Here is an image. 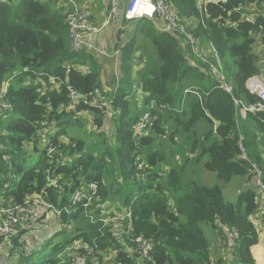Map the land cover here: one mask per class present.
Masks as SVG:
<instances>
[{
  "label": "trees",
  "instance_id": "1",
  "mask_svg": "<svg viewBox=\"0 0 264 264\" xmlns=\"http://www.w3.org/2000/svg\"><path fill=\"white\" fill-rule=\"evenodd\" d=\"M65 3L0 0V89L10 80L6 100L12 105L11 111L0 108V205L30 198L63 209L76 190L94 183L99 191L89 213L96 221L75 208L50 232L43 222L48 211L34 214L5 245L0 264H211L205 227L224 240L225 232L238 231L235 263L255 264L258 193L244 190L231 204L219 185H203L194 175L204 177L207 169L229 183L253 178L256 165L264 183V111L242 117L235 104L260 101L246 84L264 72L255 51L257 43L264 46V0L207 3L202 10L196 0H170L188 33L215 48L232 94L181 36L163 31L157 19L137 20L138 34L121 48L118 88L106 92L112 101L108 117L82 104L67 109L71 90L88 99L105 90L100 56L71 51L66 18L72 6ZM239 5L252 16L250 22L236 11ZM138 41L143 46L137 50ZM213 56L206 54L217 64ZM146 112L152 125L137 142L134 126ZM79 119L101 139L91 151L84 140L68 136ZM50 144L62 154L59 166L50 162ZM59 175L61 195L47 180ZM130 211L133 219L122 227L103 228L99 221ZM43 227L46 231L38 229ZM130 234L152 241L151 263L127 246ZM76 242L80 245L72 247Z\"/></svg>",
  "mask_w": 264,
  "mask_h": 264
},
{
  "label": "built area",
  "instance_id": "2",
  "mask_svg": "<svg viewBox=\"0 0 264 264\" xmlns=\"http://www.w3.org/2000/svg\"><path fill=\"white\" fill-rule=\"evenodd\" d=\"M196 1L198 8L202 10L205 8L207 3L227 4L230 0ZM236 11L240 13L242 18L246 21L250 22L252 20V16L246 15V12L245 14L241 13V11H246V7L244 5H239ZM251 11L252 10H250V12ZM121 16H124L128 21H137L144 18L151 20L157 19L161 24L163 31L177 34L178 36H181L186 43L191 45L193 53L200 57L209 66L211 72L220 81V87L226 93L232 94L233 87L227 81V78L223 73L222 65L215 48L213 45L205 47L203 43L188 33L186 24H182L180 22L178 14L170 5V0H110V14L108 16V21L102 26L92 23L91 13L88 10L81 9L74 5L66 18L71 51L77 54L87 51L100 57H108V52L98 47L97 39L103 33L106 26L116 21ZM258 35H260V33ZM211 52H213V57L218 61L217 64L211 63L207 59L206 54ZM68 72H70V68H68ZM9 84L10 80L5 82L0 89V108L4 111L12 110V105L6 100ZM246 86L249 91L258 95L260 101L253 105H246L242 102L235 101V104L241 107L240 113L242 117H245L248 113H260L264 111V81L260 76H255L247 81ZM187 92H189V90ZM69 100L70 102L67 107L69 111H75L78 106L82 104L99 109L107 117L112 114V101L103 90L97 89L89 99L77 91L71 90ZM154 105L155 103H152V106ZM152 120L151 113L146 112L136 122L134 126V137L137 142H140L146 136L147 130L152 125ZM45 125H47V121L45 122ZM64 140L68 142L66 139ZM48 157L52 165L59 166L63 162L59 147H54L52 144H50ZM140 168H143V164L140 165ZM252 175L259 192L257 212H260L264 216L263 173L258 166L253 165ZM61 177L62 175H59L53 179L49 176L47 179L48 187L54 189L60 195L65 191L64 184L59 183L61 181ZM8 187L9 183H6L5 189ZM98 191V186L94 183L88 184L81 189L76 190L72 196L70 204L65 206L63 209H57V206L55 207L54 205L48 203V201L44 205H38L39 201L37 199L30 198L26 199L23 203L14 206L6 207L5 205H0V256L5 252V245L11 242L12 235L17 232L20 225L23 224L24 221L29 222L33 219V215H38L41 209L44 211L52 210L57 218H60L64 213L68 214L70 210L74 211L75 208H83L85 210V215L89 216L92 223H95L96 219L94 216L90 215L89 209L93 206V202L98 195ZM126 219L132 221L133 214L131 211L125 215L102 218L99 221L103 224V228H106L114 223H118L116 224L117 227H122ZM227 233H229V249L232 253H234L239 239V233L235 229L230 230ZM127 246L132 251L139 252L143 263L152 262L153 259L151 257V251L153 249V243L151 240L146 239L143 236L131 237L130 234ZM87 252L92 255L94 253V248H88Z\"/></svg>",
  "mask_w": 264,
  "mask_h": 264
},
{
  "label": "crops",
  "instance_id": "3",
  "mask_svg": "<svg viewBox=\"0 0 264 264\" xmlns=\"http://www.w3.org/2000/svg\"><path fill=\"white\" fill-rule=\"evenodd\" d=\"M15 1L18 2L19 0ZM39 1L46 2L47 0ZM67 4L68 7L76 5L81 9L88 10L91 13V21L95 25H104L108 21L110 0H67ZM125 21L126 18L124 16L119 17L116 21L106 26L103 33L97 39L98 47L108 52V57H99L100 64L103 69L102 81L105 93L108 92L113 94V92H115L118 88V84L123 76L120 68L122 53L121 48L132 38L134 34H138L136 21H128V23ZM133 23H135V27ZM139 45L143 46L142 43L138 41L136 46L137 50ZM259 56L261 63H263L264 47L261 49ZM260 77L264 81L263 73ZM138 103L141 102L138 101ZM233 182H239V191H242L244 188L252 189L253 187L251 186L253 183L242 179H234ZM253 220L258 232L259 242L257 245L252 247V256L255 264H264V216L260 212H257L253 216ZM205 234L209 240L210 238L212 240L211 264H236L233 253L229 249V233L225 232L226 240H224L221 235L214 236L215 233H212V231Z\"/></svg>",
  "mask_w": 264,
  "mask_h": 264
},
{
  "label": "rangeland",
  "instance_id": "4",
  "mask_svg": "<svg viewBox=\"0 0 264 264\" xmlns=\"http://www.w3.org/2000/svg\"><path fill=\"white\" fill-rule=\"evenodd\" d=\"M65 5L68 6L67 3H65ZM133 24H134V27H135V23H133ZM263 47L264 46L262 44H260V43L256 44L255 51H256V53L258 55L261 52V49ZM263 74H264V72H263ZM140 95L136 96L135 99L138 100L139 102H142V98H141ZM84 118H87V116H85ZM79 120L81 121L80 123L77 122L73 126L69 127V129H68L69 135L68 136L69 137L73 136V137H76V138L84 140L86 142V144H87V150L91 151L92 147H94V145H97L98 143L101 142V139L99 138V136H97L96 128H93L92 126L88 125L87 121H83L81 119H79ZM177 141L181 142L180 138H178ZM182 144H180V145H182ZM34 157H35V155L32 157V159H30V165L31 166L35 163V160L33 159ZM202 171H203L204 177H203V175L201 177L197 176V175H194V179L199 181L201 184L206 185V186H210V187L219 185L223 189L225 200L228 203L235 204L238 195L241 192H243L244 190H247V188H244L242 191L241 190L239 191V182L235 183V182H233L234 180L232 182H229V183L218 181L216 172L209 171L207 169H205V171L204 170H202ZM235 180H238V178H235ZM242 180L249 181V182L253 183V185H251V186H253L252 189L255 190L259 194L258 188L255 185V180H253V178H249V179L243 178ZM45 203L46 202L39 201L38 205H44ZM15 205H18V204H15ZM5 206L8 207V206H14V205H9L8 204V205H5ZM114 206L117 208L118 207V203L114 204ZM47 211H48V214L46 215V218L44 219L43 222L45 223L46 226L49 227L50 232H52L55 229L59 228L58 218L55 215V213L52 210L44 211V210L41 209L40 213H38V217L41 216L43 213H45ZM121 215H125V212L121 213ZM54 222H56V228H55V223ZM38 229L44 230L45 227L38 228ZM44 231H46V230H44ZM209 231H212V230L209 227H205V233H208ZM216 231H219V230H216ZM79 243L80 242L74 243L72 245V247L73 246H79L80 245Z\"/></svg>",
  "mask_w": 264,
  "mask_h": 264
},
{
  "label": "clouds",
  "instance_id": "5",
  "mask_svg": "<svg viewBox=\"0 0 264 264\" xmlns=\"http://www.w3.org/2000/svg\"><path fill=\"white\" fill-rule=\"evenodd\" d=\"M253 180H254V177H253ZM92 223V222H91Z\"/></svg>",
  "mask_w": 264,
  "mask_h": 264
}]
</instances>
